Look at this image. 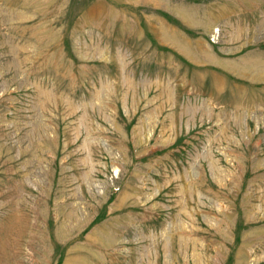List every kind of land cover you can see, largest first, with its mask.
Segmentation results:
<instances>
[{
  "label": "rangeland",
  "instance_id": "obj_1",
  "mask_svg": "<svg viewBox=\"0 0 264 264\" xmlns=\"http://www.w3.org/2000/svg\"><path fill=\"white\" fill-rule=\"evenodd\" d=\"M0 264H264V0H0Z\"/></svg>",
  "mask_w": 264,
  "mask_h": 264
}]
</instances>
